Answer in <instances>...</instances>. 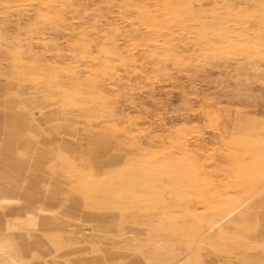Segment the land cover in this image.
I'll return each instance as SVG.
<instances>
[{
	"label": "rangeland",
	"instance_id": "obj_1",
	"mask_svg": "<svg viewBox=\"0 0 264 264\" xmlns=\"http://www.w3.org/2000/svg\"><path fill=\"white\" fill-rule=\"evenodd\" d=\"M0 264H264V0H0Z\"/></svg>",
	"mask_w": 264,
	"mask_h": 264
}]
</instances>
